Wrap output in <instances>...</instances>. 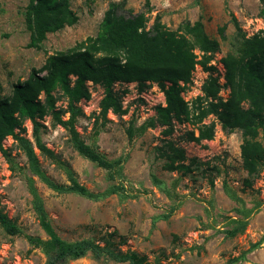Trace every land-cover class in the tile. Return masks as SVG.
Returning <instances> with one entry per match:
<instances>
[{"label":"rangeland","instance_id":"374dc122","mask_svg":"<svg viewBox=\"0 0 264 264\" xmlns=\"http://www.w3.org/2000/svg\"><path fill=\"white\" fill-rule=\"evenodd\" d=\"M29 1L0 0V98L11 95L15 84L26 81L32 69H41L56 52L102 33L104 15L111 3L118 4L119 14L126 17L146 12V0H71L78 23L49 34L43 49L38 51L28 48L30 32L25 11ZM151 5L148 27L156 16L171 31L187 22H200L205 33L219 42L220 51L212 65L218 70L214 75L219 77L221 86L225 85L223 58L239 48L243 36L252 37L264 30V19L259 16L264 0H151ZM208 76L200 66L196 67L193 83L183 93L186 102L191 104L203 95ZM149 86L139 92L137 84H116L114 89L122 97L127 113L119 116L110 111L105 122L100 119V102L105 92L102 87L88 83L91 99L80 104L85 113L77 124L82 139L97 146L110 161L127 158L123 177L110 180L109 171L81 157L71 146L68 132L62 127L53 128L48 119L41 131L44 144L61 162L56 164L36 150L50 180L57 185H70L67 167L91 193L104 194L122 185L117 194L94 201L77 194L54 192L32 175L26 155L12 137L3 142L17 167L12 170L0 153V210L17 224L22 235H9L0 226V264H47L49 260L42 249L34 248L25 237L48 240L33 205L29 179L34 180L52 227L65 241L93 240L103 247L109 240L114 251L136 252L146 258L144 264H264V169L257 177H249L244 169L241 132L226 134L210 116L205 123L215 121L217 126L214 139L208 142L187 141L186 134L193 127L176 121L171 136H165V127H157L130 140L128 130L132 124L139 128L156 117L158 106H165L159 87ZM220 97L227 99L229 90L223 87ZM25 127L23 136L34 143L31 122L27 121ZM96 131L99 134L94 137ZM168 142L185 150L184 163L190 166V172L165 169L167 161L161 153L166 152ZM154 178L162 185L157 186ZM224 184L244 203L231 200ZM173 207L177 210L168 220L164 219ZM246 207L253 213L245 230L233 237L228 235L234 228L232 218L243 219L235 210ZM206 230L210 235H206ZM66 264L124 263L108 257L95 259L89 253Z\"/></svg>","mask_w":264,"mask_h":264},{"label":"trees","instance_id":"16d2710c","mask_svg":"<svg viewBox=\"0 0 264 264\" xmlns=\"http://www.w3.org/2000/svg\"><path fill=\"white\" fill-rule=\"evenodd\" d=\"M145 8L146 12L126 17L119 14L118 4L111 3L104 15L102 33L68 50L56 52L41 69H32L26 81L15 84L11 95L0 98V153L12 170L17 166L3 145L8 137H12L26 155L32 175L52 191L77 194L94 201L117 194L123 189L122 185L104 194L91 193L79 184L74 172L67 167L70 185H57L50 180L41 168L36 150L56 164L61 162L42 140L41 131L46 128L44 122L48 119L53 128L65 129L74 150L84 159L109 171L110 180H115L123 177V163L127 158L108 160L97 146L88 145L77 130L79 119L85 116L80 104L91 99L88 83L105 91L100 102V119L104 122L110 111L119 116L127 113L122 97L114 89L116 84H137L139 92L150 87L149 84H156L165 96V106H158L156 117L148 119L139 128L132 124L128 130L130 140L157 127H165L163 133L171 136L176 121L193 127L186 134L187 141L201 144L214 139L217 123H205L214 116L226 134L241 132L243 167L249 177L260 175L264 169V30L252 37L243 36L239 48L223 58L225 85L221 86L219 77L214 75L218 70L212 65L220 44L205 33L203 25L187 22L177 31H171L156 16L154 24L148 27L147 13L153 10L151 0H146ZM259 16L264 19V8ZM25 21L30 32L28 48L40 51L49 34L75 26L79 17L72 9L71 0H30ZM235 23L239 27L238 22ZM197 66L209 76L202 87L203 95L189 104L183 93L192 85ZM223 87L229 90V97L225 100L220 97ZM126 93L127 90L124 91ZM27 121L32 124L34 143L23 136ZM98 134L96 131L94 137ZM161 155L167 161L166 170L191 171L190 166L184 163L187 160L184 149L168 142L166 152ZM154 180L157 186L162 185L156 178ZM247 185L252 183L247 182ZM29 186L40 226L48 240L25 237L34 248L44 251L49 258L47 264H66L89 253L95 259L108 257L116 263L146 262V258L136 252L114 251V244L109 240L102 247L93 240L68 242L61 239L51 225L33 179H29ZM224 191L231 200L244 203L225 184ZM176 209L173 207L171 213ZM237 211L243 219L231 220L234 228L227 234L232 237L245 230L247 219L253 213V210ZM0 226L9 235H22L17 224L2 210Z\"/></svg>","mask_w":264,"mask_h":264},{"label":"crops","instance_id":"0c3cea01","mask_svg":"<svg viewBox=\"0 0 264 264\" xmlns=\"http://www.w3.org/2000/svg\"><path fill=\"white\" fill-rule=\"evenodd\" d=\"M207 142H208V141H207ZM233 192H235V191H233ZM235 193H236V192H235ZM236 194H237V193H236ZM237 196H238V194H237ZM238 197H239V196H238ZM239 198H240V197H239ZM233 201L236 202L235 200H233ZM250 209H251V208H247V207H246L245 209H242V211H244V210L246 211V210H247L248 212H251ZM176 210H177V209H176ZM176 210H175V211H176ZM237 210H240V209L237 208V209L235 210L236 214H237V212H238ZM256 210H257V209H256ZM171 211H172V210H170L169 214H172ZM175 211H173V212H175ZM254 212H255V211H254ZM250 214H251V215H250V217H251V216H252V213H250ZM170 216H171V215H170ZM240 216H242V215H240ZM242 217H243V216H242ZM250 217H249V218H250ZM169 218H170V217H168V219H169ZM249 218L247 219L248 221H249ZM164 219H166V218H164ZM168 219H167V220H168ZM232 220H238V219H237V218H232ZM164 222H165V221H164ZM232 225H233V224H232ZM204 232L206 233V235H210V234H208V233H211V232H209V230H206V231H204ZM263 246H264V243H263ZM260 252H261V251H260Z\"/></svg>","mask_w":264,"mask_h":264},{"label":"clouds","instance_id":"9594fccd","mask_svg":"<svg viewBox=\"0 0 264 264\" xmlns=\"http://www.w3.org/2000/svg\"><path fill=\"white\" fill-rule=\"evenodd\" d=\"M213 65H215V64H213Z\"/></svg>","mask_w":264,"mask_h":264}]
</instances>
